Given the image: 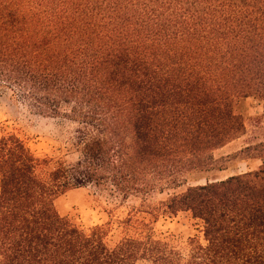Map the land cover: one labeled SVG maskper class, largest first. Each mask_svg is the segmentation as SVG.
<instances>
[{
    "label": "trees",
    "instance_id": "obj_1",
    "mask_svg": "<svg viewBox=\"0 0 264 264\" xmlns=\"http://www.w3.org/2000/svg\"><path fill=\"white\" fill-rule=\"evenodd\" d=\"M0 87L76 123L79 153L0 137V264H264V133L240 110L260 100L263 132L264 0H0ZM238 156L261 164L221 175ZM83 186L141 201L118 240L111 220L87 230L57 210ZM182 212L206 243L156 235Z\"/></svg>",
    "mask_w": 264,
    "mask_h": 264
},
{
    "label": "rangeland",
    "instance_id": "obj_2",
    "mask_svg": "<svg viewBox=\"0 0 264 264\" xmlns=\"http://www.w3.org/2000/svg\"><path fill=\"white\" fill-rule=\"evenodd\" d=\"M241 103V109L246 117L248 128L254 135L264 133L261 128H253V118L263 113V104L253 97L245 99ZM77 129V124L62 117H50L39 114L24 101L12 97V92L0 87V137L10 133L19 136L26 146L38 157L54 156L63 159L67 164H73L79 159V153L72 146L71 137ZM241 141H239L240 143ZM235 147L233 144L225 148L230 151ZM243 156L235 157L230 161L228 171L244 172L248 169H256L261 164L259 159H242ZM227 164V165H228ZM164 195H156L151 202L157 203ZM109 207L104 203V197L93 186H83L66 191L57 197L55 203L61 215H67L77 221L85 229L96 224H102L108 220L113 222V228L108 238L111 242L119 239L120 219L126 216L127 212L140 206V200L130 198L118 205ZM108 208H110L108 210ZM111 211V213L109 212ZM145 214H141L144 216ZM151 219V216H147ZM153 228L157 236L169 239L170 241L184 247L190 236H198L203 243L204 233L202 223L191 217L188 212H182L178 216L160 214L153 222Z\"/></svg>",
    "mask_w": 264,
    "mask_h": 264
}]
</instances>
